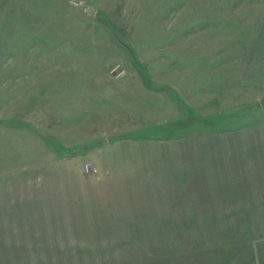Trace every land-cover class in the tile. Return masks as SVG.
Listing matches in <instances>:
<instances>
[{
  "label": "rangeland",
  "instance_id": "1",
  "mask_svg": "<svg viewBox=\"0 0 264 264\" xmlns=\"http://www.w3.org/2000/svg\"><path fill=\"white\" fill-rule=\"evenodd\" d=\"M0 264H264V0H0Z\"/></svg>",
  "mask_w": 264,
  "mask_h": 264
},
{
  "label": "built area",
  "instance_id": "2",
  "mask_svg": "<svg viewBox=\"0 0 264 264\" xmlns=\"http://www.w3.org/2000/svg\"><path fill=\"white\" fill-rule=\"evenodd\" d=\"M84 168H85V170H86L87 172H91V173L96 172V168H95L94 166H91V165L88 164V163L85 164Z\"/></svg>",
  "mask_w": 264,
  "mask_h": 264
}]
</instances>
